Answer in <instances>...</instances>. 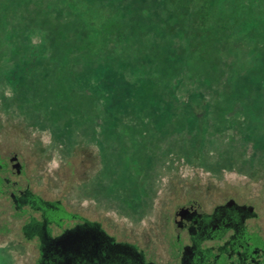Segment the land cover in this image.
I'll return each mask as SVG.
<instances>
[{"label":"rangeland","instance_id":"rangeland-1","mask_svg":"<svg viewBox=\"0 0 264 264\" xmlns=\"http://www.w3.org/2000/svg\"><path fill=\"white\" fill-rule=\"evenodd\" d=\"M25 22L37 26L28 36L38 52L33 59L43 68L21 108L11 102L9 107L16 108H0L1 177L17 181L43 201H60L67 212L98 220L109 234L137 241L156 258L166 257L174 211L191 201L208 207L233 197L254 205L259 214L254 221L264 238V167L245 173L264 162V149L241 134L259 137L264 145V0H0V67L18 63L6 56L19 46L18 40H7ZM56 33L85 36L69 48L55 47ZM16 38L14 34L11 40ZM26 39L24 33L20 41ZM107 39L119 44L113 48V63L103 69L118 68L130 84L127 90L142 92L147 65L164 75L157 85L177 77L169 82L163 101L152 104L160 115L168 101L195 114L205 145L202 166L178 157L162 159L164 146H179L191 132L188 127L175 130L167 145L161 138L162 126L171 129L188 121L178 109L165 119L167 115L143 112L137 105L112 107L114 130L109 128L112 119L86 121L106 119L87 96L93 94L90 82L98 74L84 75L72 59L77 53L67 61L66 51L98 58ZM44 47L47 54L55 47L57 60L38 55ZM123 66L128 70L121 71ZM102 100L111 113L106 104L114 99ZM66 107L78 118L66 114ZM50 108H59L58 114ZM213 118L221 132L215 131ZM14 155L21 164L19 174L12 165ZM138 186L146 197L134 210L130 200L142 194ZM10 189L9 183L0 184V264H27L6 243L8 238L23 239L20 227L30 212L25 208V214L15 215Z\"/></svg>","mask_w":264,"mask_h":264},{"label":"flooded vegetation","instance_id":"flooded-vegetation-1","mask_svg":"<svg viewBox=\"0 0 264 264\" xmlns=\"http://www.w3.org/2000/svg\"><path fill=\"white\" fill-rule=\"evenodd\" d=\"M11 161L19 174L17 155ZM10 181L0 176V184L11 186L15 215L25 214V208L30 212L20 227L23 239L8 238L6 243L27 264H264V238L254 221L259 214L254 205L233 197L208 207L197 201L178 207L166 257L156 258L137 241L109 234L98 220L67 212L60 201H43Z\"/></svg>","mask_w":264,"mask_h":264},{"label":"trees","instance_id":"trees-1","mask_svg":"<svg viewBox=\"0 0 264 264\" xmlns=\"http://www.w3.org/2000/svg\"><path fill=\"white\" fill-rule=\"evenodd\" d=\"M159 17V16H158ZM70 21L66 22L69 23ZM64 23V21H63ZM71 23V22H70ZM34 27L37 28V26H33L28 24L27 22L24 23V25H19L18 29H14L13 32L10 34V36L8 37L9 39L7 40L8 42L12 43L18 40L17 45L19 44L18 47H16L14 49V51L11 53L9 52V54H7V58H9L10 60H15L17 61V64H13V66L8 67V66H4V67H0V108L1 110H3V108H6L7 110L9 109H13L16 108L14 105H11V107H9V102L16 104V106H18L19 108H21L20 105H22L23 99H24V95L25 98L27 97L28 94L27 93L28 90L30 89V86L32 85L33 81H36L38 79V75L40 73V70L43 68L42 64H38L37 61H35L33 59V56L36 54L37 51H35L34 48L30 47L31 44V40L32 36H28V32H31V30L34 29ZM65 27V26H64ZM39 28V26H38ZM43 31V28H41V32ZM15 32V33H14ZM187 32V31H186ZM26 33V37H28V39L26 40H22L20 41V38L23 37V34ZM32 33V32H31ZM64 33V32H63ZM14 34H16L17 38L14 40L12 39V36H14ZM75 35L72 36L70 34H66L65 36L62 37H58L57 33L55 35V40L53 43H56V41H58V43H56L55 47H63L65 44L68 47L69 45H73L75 43H77V41L79 42V39H84V36L81 35ZM125 38V36H124ZM43 40L46 42L47 41V37L43 36ZM108 40V44L104 43V45L102 44V48L100 49V57L95 58L89 54L84 53L83 51H79V50H69L66 51L68 53H66V60L68 61V59H70V54L76 52L77 56L74 59L77 63L75 64L76 67L75 68H79L81 66V68H83V73L84 75H87L88 73L92 74H98L97 78L94 79V82H88L92 88V95H87L90 97H93V101L99 106V108L101 109V112H104L103 114L105 115L106 119L104 120L103 118L101 119V121H98L97 119L99 118H95L96 120L94 121H89L92 123L95 122H99V123H105L108 121V119H112L110 121V126L109 128L114 130V127H116L115 123L117 122V116L116 114H114V112H112V110H114V108H122L125 107L127 108V105L129 106L128 108H136L135 105H137L139 108V110L143 111L146 110L148 112L153 111L154 115L156 114V116H164L167 115L165 119L170 118V116L172 115L171 113H175L177 112L178 109L179 112H183V114L187 117L188 121L181 124V125H177L176 127H172L164 129V127L162 126V131L164 132V134L161 136V138H163L167 143L168 140H170V138L173 136V134L175 133V130L177 129H184V128H189L190 129V135L189 136H183L182 140L180 141V145L179 146H172L171 148H166V146H164L163 150L165 151V153H163V158L165 159V157L170 156L171 158L169 159L170 161L175 159V157L177 158H182L183 160H185L187 163L189 164H197V165H201V161L200 158H202L203 155L205 154V145L203 143V139H201V137L199 136V125L198 122L196 121V117L194 113H191L192 117L190 114H188V109L187 108H183V107H176L174 105H172L169 101L165 103V106L163 108H161V111H163V114L161 113L160 115V110L157 111V107H155L154 104H152V102H156V101H163V95L165 93L168 92V88L167 86L169 85V82H172L173 80L177 79V77H174V79L172 78H167L166 80L162 81L161 84L156 83L157 78L161 79L163 78L164 75H160L158 73L157 69L155 72L152 71V68L147 65V67H145V70H147L148 74L146 76V83H144L143 88H142V92L137 94V91L134 89V92H131L130 90H127V86H129L130 84L128 83V81L123 78L121 79V73L119 72L120 70H118V68H111L109 70L107 69H103L106 68L104 67L105 65H111V63H113L115 56H112L113 53V48H116L115 46L118 43V40H114V39H107ZM189 40V37H188ZM188 40L186 37V45H188ZM60 42V44H59ZM76 45V44H75ZM55 47H52V49L50 48V52L49 54L45 53L46 52V48L44 47L43 51H39L38 55H43V57L46 60L49 61H53V60H57V57L53 55V52L56 50ZM69 48V47H68ZM62 55L65 53V51H63L61 49ZM38 53V52H37ZM63 58V56H61ZM117 58V56H116ZM8 59V60H9ZM9 60V61H10ZM117 60H121L119 58H117ZM72 61V60H69ZM67 63H65L66 65ZM127 66V65H126ZM65 67V66H64ZM128 67V66H127ZM127 67H122L124 68L121 71H126ZM66 70L65 72L68 70L69 66L68 64L66 65ZM128 70V69H127ZM33 71H35L33 73ZM38 71V73H36ZM90 71V72H89ZM100 71V72H97ZM28 72V75H27ZM95 72V73H94ZM33 73V74H32ZM100 73V74H99ZM104 73V74H103ZM66 74V73H65ZM26 76H29L28 78H24ZM89 75V74H88ZM158 75V76H157ZM154 76V79L149 80V77ZM66 77L68 78L69 81V77L68 74H66ZM164 79V78H163ZM87 83V86H89V84ZM201 85L203 87L204 84L201 83ZM5 89V92H4ZM6 90H8V94L6 92ZM69 90V89H68ZM136 94V95H135ZM162 96V97H161ZM95 98V99H94ZM102 99H114L113 103L111 105L106 104V107L108 109H111V113H108L107 109L105 110L102 106ZM26 101H24L25 103ZM115 102V103H114ZM60 103V102H59ZM197 102H194V106ZM114 107V108H112ZM64 108V107H63ZM51 110H53L56 115L58 114L56 111H58L59 108H50ZM50 109H46V110H50ZM67 110L68 115H70L73 118H78V114H71L69 113L71 110V108L66 107L65 108ZM163 109V110H162ZM156 110V111H155ZM105 111L107 112L105 114ZM214 109H212V113H213ZM234 110H231V112ZM159 112V113H158ZM229 112V113H231ZM113 113V114H112ZM83 118V116H81ZM191 118H193V120L191 121ZM84 119V118H83ZM82 120V119H81ZM85 120V119H84ZM74 123V122H73ZM213 124H215L214 128L216 129L215 131L217 132H221V130H219L217 128V123L215 121V119L213 118ZM74 125V124H72ZM236 131L238 132V130L236 129ZM245 132L241 131L242 136L244 137V139L251 141L252 143H254L259 149H264V145L262 142V139L259 137H255L253 138V136L247 135ZM238 134V133H237ZM252 137V138H251ZM78 143V142H77ZM76 143V144H77ZM75 144V146H76ZM167 145V144H166ZM163 151V152H164ZM156 156V155H154ZM153 155H151V157H154ZM198 162V163H197ZM147 167L149 169L148 172L151 173V165L150 162L147 160ZM264 165V162H257V165L249 170L248 172L245 173H252L254 170H256V168H260V167H264L262 166ZM146 167V168H147ZM221 167V166H220ZM235 169V168H234ZM258 170V169H257ZM240 171V170H239ZM214 173H216V171L213 170ZM242 172V171H241ZM146 187V186H145ZM138 188L140 189V191L142 192L141 195H135L134 194V198L131 197L132 199L130 200V205L132 206V209H136L138 208L137 206H142L144 204V198L146 197V193H144V188L138 186ZM144 189V190H143ZM138 199V204L135 203V200ZM135 203V204H134Z\"/></svg>","mask_w":264,"mask_h":264}]
</instances>
